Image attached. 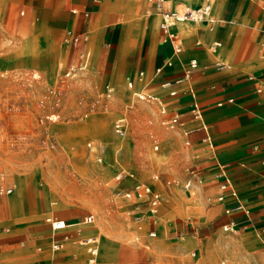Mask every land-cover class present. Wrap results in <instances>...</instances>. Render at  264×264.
Returning a JSON list of instances; mask_svg holds the SVG:
<instances>
[{
  "label": "rangeland",
  "instance_id": "rangeland-1",
  "mask_svg": "<svg viewBox=\"0 0 264 264\" xmlns=\"http://www.w3.org/2000/svg\"><path fill=\"white\" fill-rule=\"evenodd\" d=\"M166 1L183 11L205 0ZM209 1L213 16L231 25L220 73L245 80L264 65L257 54L264 0ZM147 9L146 0H0V186L12 187L0 192V264H86L79 242L88 235L97 236L95 264H264V224L225 230L230 219L212 178L239 149L245 110H204L209 145L202 132L193 139L162 126L155 105L133 99L125 85V67L154 34ZM159 22L160 15L157 30ZM195 26L185 20L171 31L182 45ZM84 60L83 70L64 74ZM124 114L128 129L120 137L113 123ZM199 167L205 181L186 189ZM120 168L133 176L118 182ZM135 180L153 184L163 199L156 215L141 202L140 222L133 219L137 198L115 193ZM88 214L93 221L84 223ZM47 216L66 220L55 232L63 241L52 260Z\"/></svg>",
  "mask_w": 264,
  "mask_h": 264
},
{
  "label": "crops",
  "instance_id": "crops-1",
  "mask_svg": "<svg viewBox=\"0 0 264 264\" xmlns=\"http://www.w3.org/2000/svg\"><path fill=\"white\" fill-rule=\"evenodd\" d=\"M146 1L148 3L147 12H152L154 15L148 20L154 34L148 45L144 47L141 55L131 58L130 67H125L128 72L124 77L125 85L126 77L131 76L134 80V89L148 91L152 86L159 88V91L153 94L159 95L164 99L169 111L178 112L185 128L190 130L187 135L180 134L196 139L200 137L202 132V139L209 145H212L213 132L204 110L212 106L226 110H245L246 113L241 118V127L238 130V134L242 138L239 149L237 148L235 153L227 157L228 162L218 163L216 170L212 172V175H214L212 178L216 181L215 194L217 195L219 193L217 173L220 166L223 165L238 192V199L246 210H232L231 208L236 201L227 195L225 200L220 203L223 205L225 213L228 214L229 222L233 221L234 225L240 224L243 228L250 229H254L258 224H264V93L256 92L258 86L264 87V65L256 67L254 74H248L245 80L220 73L227 68L226 66L223 69H217L216 65L219 63L218 57L227 55L228 50L231 48L228 35L231 25L230 21L226 19L217 20L213 16V8L211 9V14L215 19L213 27L210 29L204 23L193 21L196 24L194 27L196 28L195 35L186 37L180 46L181 51L174 53L172 44L166 39V34L160 26L158 30L156 29V20L160 14L156 11L152 2ZM163 6L166 9H173L168 6L166 0H164ZM227 11L228 4L226 3V5L222 6L219 15L227 17ZM263 31L264 28L259 31V41L257 43V54L261 61H264V48L260 45ZM215 40H219L221 45L217 49L212 50L209 45ZM223 44L226 45L224 50L221 51ZM251 47L252 45H249L247 49L249 50ZM86 54L88 56L89 51ZM192 58L198 61L199 67L192 70L189 79L181 85L180 89L183 98L182 102L177 104L167 95L160 83L163 79L181 76L186 69L184 66ZM167 60L172 61L170 65L166 64ZM157 69H159V72L156 71ZM139 71L144 73L142 80L138 79L137 74ZM249 76L254 78L250 79ZM188 87L193 89L194 97L188 91ZM129 90L132 92L131 89ZM193 98L198 101L202 109L203 121L208 126L207 132L199 129V121L191 116L189 108ZM206 133L210 136V140H205ZM196 170L201 177V181L193 180L192 184H202L205 181L206 171L203 167H199ZM227 208L231 210L226 211ZM262 231H264V227H262ZM55 232L52 233L51 231V239L52 237L55 238ZM56 239L63 241V239ZM83 248L86 254L85 263L87 264L88 253L85 246ZM55 252H51L49 249L47 256L50 260L55 258Z\"/></svg>",
  "mask_w": 264,
  "mask_h": 264
},
{
  "label": "built area",
  "instance_id": "built-area-1",
  "mask_svg": "<svg viewBox=\"0 0 264 264\" xmlns=\"http://www.w3.org/2000/svg\"><path fill=\"white\" fill-rule=\"evenodd\" d=\"M152 2L155 5L156 11L161 16L160 21V28L162 31L166 34V39L168 42L172 44L173 52L179 53L180 50V43L178 42V38L175 35L173 31H171L172 27L179 22H183L185 20H191L195 22H201L211 29L213 27V23L215 22L214 17L211 14L212 4L209 0H206L203 4H201L198 7L194 8H186L183 11H179L176 9H166L163 6L164 0H148ZM72 11L75 12L76 9L72 8ZM74 40H77V37H74ZM221 45V42L219 40L213 41L209 48L212 50L217 49ZM260 45L262 48H264V31L262 32V37L260 41ZM87 56V54H86ZM171 60H167L166 64L170 65ZM87 63L86 61H81L78 64H71L67 69L65 70L64 74L66 76L74 75L77 72H80L86 67ZM227 65L225 63H218L216 65L217 69H223ZM198 61L195 58H192L188 62V67L184 70L183 74L181 76H177L175 78H166L163 79L160 83V86L166 91L167 95L173 99V101L177 104L182 102V93H181V85L185 83L191 74V71L198 68ZM156 71L159 72V69ZM138 79H143V71L138 72ZM250 79L254 78L252 76H249ZM126 85L129 89L132 90L131 95L133 99H142L146 100L148 102H151L156 107V113L158 116L159 123L164 126L167 129L177 131L181 134L187 135L190 130L186 129L183 121L181 120L180 114L178 112H171L169 111V107L167 103L164 101V99L156 94L149 93L148 91H145L143 89H134V80L131 76L126 77ZM107 95H110L113 87L109 84L105 85ZM189 92H191L192 97H194L193 89L187 88ZM257 93H264V87L258 86L256 88ZM231 100V99H230ZM190 113L193 119L199 121V129L205 130L207 132L208 126L203 121L202 116V109L196 99H192L190 104ZM128 129V120L126 115L124 114L120 118L116 119L113 123V130L114 133L120 137L125 136ZM205 140H210V136L208 133H206ZM133 174L129 170H126L125 168H120L116 174L115 179L118 180V182L123 181L127 177H132ZM217 177L219 179V193L215 196L217 201L221 202L225 200L226 196L229 195L233 199H235L236 203L232 206V210H245L243 208L242 203L238 199V192L233 184V181L231 177L228 175L226 168L221 165ZM154 179H158V175L156 174L154 176ZM201 181V177L196 169H191L189 172V176L185 179L183 186L186 189L192 188V181ZM167 184L171 182V179L166 180ZM12 191V187H5L0 186V192L4 193H10ZM115 193L117 195H124L125 197H136L137 200H135V212L133 214V219L135 222H140L143 218V210L141 208V202H145L147 204V211L150 214L156 215L159 211L161 202H162V194L160 191H158L153 184L147 182V181H140L135 180L132 182L131 189H125L121 187H117ZM230 208H227L226 211L231 210ZM246 211V210H245ZM93 214H88L84 217L83 222L84 223H90L93 221ZM45 220L49 223L52 233L55 231H58L60 229H63L66 227V221L64 219L60 218H53L51 216H47ZM234 222L231 221L224 225L225 230L233 229ZM154 231H150L149 235L153 236ZM64 239L68 238L67 233H64L63 236ZM75 243V242H74ZM79 243H82L85 246L86 252L88 253L87 257V264H95L96 263V255H97V236H85L81 238V241ZM62 242L54 237H52L50 241L49 249L51 252L57 251L61 248Z\"/></svg>",
  "mask_w": 264,
  "mask_h": 264
},
{
  "label": "bare ground",
  "instance_id": "bare-ground-1",
  "mask_svg": "<svg viewBox=\"0 0 264 264\" xmlns=\"http://www.w3.org/2000/svg\"><path fill=\"white\" fill-rule=\"evenodd\" d=\"M213 11V10H212ZM191 27V26H190ZM88 33V32H87ZM111 51H113V50H111ZM109 61V60H108ZM107 65V64H106ZM108 66V65H107ZM106 107V106H105ZM99 126V125H98ZM118 139V138H117ZM126 140V139H125ZM123 141V140H122ZM118 143V142H117ZM125 146V145H124ZM122 148V147H121ZM127 148V147H126ZM123 149V148H122ZM94 215V214H93ZM164 223V222H163ZM75 224H77V223H75ZM69 229H71V228H69ZM61 230V229H60ZM103 230H104V228H103ZM82 231V230H81ZM80 231V232H81ZM105 232V231H104ZM113 237V236H112ZM114 238V237H113ZM119 243V242H118ZM126 244V243H125ZM71 246V245H70ZM108 256H110V255H108ZM110 262V261H109ZM97 263V262H96ZM101 263V262H100Z\"/></svg>",
  "mask_w": 264,
  "mask_h": 264
}]
</instances>
